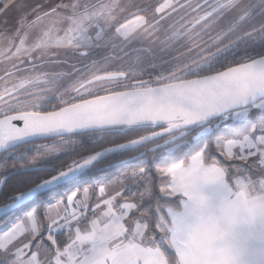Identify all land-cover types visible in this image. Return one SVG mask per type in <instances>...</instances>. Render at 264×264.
<instances>
[{
	"label": "snow or ice",
	"instance_id": "1",
	"mask_svg": "<svg viewBox=\"0 0 264 264\" xmlns=\"http://www.w3.org/2000/svg\"><path fill=\"white\" fill-rule=\"evenodd\" d=\"M232 6L233 0H0V31L15 13L13 31L29 57L17 83H8L11 72L0 77V155L49 138L66 139L82 154L14 194L8 190L26 182L15 170L0 174V199L7 201L0 219L8 221L0 228V264H264V225L239 213L241 206L254 213L255 201L264 199V112L229 115L240 116L247 105L225 106L226 81L217 79L229 71L223 58L214 53L144 80L135 64L112 67L108 58L75 68V75L37 71L42 63L32 57L61 41L86 57L109 29L127 41L167 25L184 39L218 24ZM59 31L64 35L53 40ZM39 32L44 39L30 44ZM248 68L264 77V56ZM248 93L264 98V87L252 84ZM177 127L179 136L155 131ZM108 137L117 143L89 152ZM42 147L58 151L55 143ZM127 152L136 154L124 162L136 167L93 182L96 162ZM61 190L68 194L57 198ZM225 205L236 210L234 218L220 221Z\"/></svg>",
	"mask_w": 264,
	"mask_h": 264
},
{
	"label": "rangeland",
	"instance_id": "2",
	"mask_svg": "<svg viewBox=\"0 0 264 264\" xmlns=\"http://www.w3.org/2000/svg\"><path fill=\"white\" fill-rule=\"evenodd\" d=\"M30 2L48 4L51 0H30ZM65 2H68V0H65ZM89 2H93V0H89ZM143 2L144 0H137V3ZM240 2L242 5H237V2L233 3H236L234 6L237 5L236 7L233 6L234 9L237 8V13H227L218 24L203 31L197 29L184 39H181L180 36L177 35V32L182 31L181 29L172 32L168 31V27L165 26L160 27L158 30L152 29L146 33L134 34L127 41L120 40L116 36L115 30L109 29L102 39L95 42L96 46L88 48L89 54L86 57L79 54L80 49L69 47L66 41H61L60 46H51L47 49L36 48L32 51V57L35 61L39 60L36 59L37 57L41 58L39 61L49 59L56 62L58 59H64L65 62L69 64L68 66L54 65L50 66L48 69L42 67L40 71L55 70V72H60L58 69H64L63 72L67 73H74L75 68L84 71L86 70V65H88L90 61L95 60L103 62L105 58H108L112 67L135 64L137 71L142 72L143 77L146 76L148 80H151L157 74L168 72L178 66L187 65L194 60L204 59L216 52H222V49L226 48L225 44H230L228 42H230L232 38H238L242 31V39H245V37L249 38L252 34L250 32L254 26L258 27L264 25V13L261 19H259L260 13H253L246 21H253V23L250 22L251 25L249 23L246 30H235L225 39L226 36L224 37V35L228 33L227 30L229 26L243 14L239 13L242 11L241 6L244 5L242 1ZM15 15L14 13L8 18V25L4 27L3 31H0V75L9 69L10 64H20L24 59L29 58L23 51V44L15 31H13L16 23L14 19ZM260 20L263 21L261 22ZM93 33H95L94 29ZM218 34H220L221 38H217ZM57 35L62 37L64 32L59 31L58 33H53L51 38L54 40ZM38 39H44L42 32L37 33L35 37L33 34V37L29 38V43L31 44L34 40ZM74 74L79 75V73ZM263 108L264 99L243 109L242 114L238 117L235 116V113H230L229 115H233L235 119H245L247 118L245 113L251 110L257 114ZM53 143L57 145L58 151H48L41 146L39 150L33 152V156H31V159L29 158V161L34 157L35 163L53 161L63 154L71 152L75 148V146L67 142V140L64 142L58 140ZM53 143H49L48 146H51ZM132 187L133 191H136V186L133 185ZM81 199H83L82 195Z\"/></svg>",
	"mask_w": 264,
	"mask_h": 264
},
{
	"label": "flooded vegetation",
	"instance_id": "3",
	"mask_svg": "<svg viewBox=\"0 0 264 264\" xmlns=\"http://www.w3.org/2000/svg\"><path fill=\"white\" fill-rule=\"evenodd\" d=\"M240 1H242L244 5L241 6L242 11L239 13H243V14L240 15L239 18H237L229 26V28L227 30L228 33L226 35H224V37L226 36L225 39L228 37V35L231 32H233L235 30H238V31L239 30H246V27L251 22V21H249V22H246V21L249 19V17L253 13H260L259 19L262 18V14L264 13V0H233V3L237 2V5L238 4L242 5V3ZM235 4H233V6ZM236 6H234V7H236ZM234 7L231 8V10L228 11L227 13H237V8L234 9ZM251 23H253V21ZM251 23H250V25H251ZM163 26L168 27L167 25H163ZM242 32L240 33L238 38H236V39L232 38L233 40L231 39L232 41L230 40V42H228L230 44H228V45L225 44L226 48H223L222 52H216V54H218L217 58L218 59L223 58L224 63L226 65L231 64V63H236V62L237 63H239V62L243 63L244 61L251 60L252 58H256V57L262 56L264 54V25H261L258 27L254 26L250 32L252 34L249 38L245 37V39H242L243 38ZM28 59L29 58L24 59V61L20 64H15V65L10 64L9 69H7L3 74H1L0 77L4 76L5 73L11 72V73H13V75L8 78V83H10V84L17 83L18 79L24 75L23 71H21V70L29 68V65H27ZM39 60L35 61V62L37 64L42 63V67L47 68V69L50 66H54V65H57V66H59V65L68 66L69 65L68 63L65 62L64 59H58L56 62L51 61L49 59L41 60V61H39ZM42 67L38 68L37 71H40V69ZM63 70L64 69H62V70L58 69V71H63ZM45 71H51V70H45ZM52 71H55V70H52ZM151 75H153V74H151ZM141 78L144 80H148L146 78V76H144V77L142 76ZM142 134L145 135L146 133H142ZM29 158L31 159V156H29ZM67 161L68 160L64 161L63 164H61L58 159H55L53 161H47V162H42V163L37 162L33 165V164L28 163L29 162V159H28L25 167H39V166L43 167L44 169H36V170L31 171V173H35V174H38L41 177H43V176H46L48 174L47 171H44V170L50 169V168L61 169V168L67 167V164H68ZM20 169L21 168L16 169V171L20 170Z\"/></svg>",
	"mask_w": 264,
	"mask_h": 264
},
{
	"label": "trees",
	"instance_id": "4",
	"mask_svg": "<svg viewBox=\"0 0 264 264\" xmlns=\"http://www.w3.org/2000/svg\"><path fill=\"white\" fill-rule=\"evenodd\" d=\"M240 63H242V62L231 63V64H228V66L231 67V66H234V65H237ZM261 112H264V108L261 109L255 115L257 117H259ZM247 118H245V119H247ZM41 143H43V142H40V144ZM115 143H117L116 139H114L112 137H108V138L104 139L96 147L90 148L89 152L99 151L101 148H105V147L113 145ZM37 144H39V143L24 145V146H21L15 150H13V151H10L8 153L1 155L0 156V164L4 165V169L0 170V174H6L7 172H10L13 170L16 171V169H19L21 167H25V165L27 164V160L29 159V156H33V152L39 150V147H41V145L37 146ZM48 144H49V142L46 143V145H48ZM74 149L71 152H69L67 154H63L62 156H60L58 158V160L60 161L61 164H63L64 161L68 160L67 161V163H68L67 166H68L70 163L77 161V160L82 158V154H77ZM135 154L136 153H134V152H127L124 155L107 156V157L99 160L96 163V167L101 168V169L96 173L95 177L93 178V182H96L98 180V181H101L103 183H108L109 181H113L117 177H120L124 172L130 171L132 168L136 167L137 165L135 162H124V161H129V157L133 156ZM214 155L216 156L217 159H220L223 161V157L219 156L218 153H215ZM225 163H228V162H225ZM41 178L42 177L40 175L35 174V173L19 172L17 179L23 180L26 183L22 187H20L19 189L13 188V189H10L8 191L10 193L14 194V192L16 190H26L23 187H32L33 182L38 183ZM67 194H68L67 192L61 190L59 192L57 198H59V196L61 198H63V196H65ZM5 203H7V201L5 199H0V205H3ZM7 223H8L7 220L0 219V228L5 227Z\"/></svg>",
	"mask_w": 264,
	"mask_h": 264
},
{
	"label": "water",
	"instance_id": "5",
	"mask_svg": "<svg viewBox=\"0 0 264 264\" xmlns=\"http://www.w3.org/2000/svg\"><path fill=\"white\" fill-rule=\"evenodd\" d=\"M264 56V55H262ZM251 60L245 61L243 63L234 65L229 67V71L226 73H222L220 77H217V79H223L226 81V87L222 90V95L225 97V106L226 107H233L234 105H244L246 104L247 107L252 106L254 103L263 100L264 98H261L259 95H252L248 93V89L252 84H255L257 87H264V77H258L254 73H252L248 65ZM241 97H244V99H241ZM243 108V109H246ZM230 114V113H229ZM25 115H28L25 113ZM22 126V125H21ZM156 132H159L164 135H176L179 136L181 135L183 129L182 127H177L175 129L171 130V133H169L168 129H157L155 130ZM151 133L147 132L145 135H150ZM58 141V140H57ZM40 142H43L40 144ZM47 142L53 143L55 142L53 139H40L36 140L34 142H29L27 144L20 145H28V144H33V143H39L37 146H42L46 144ZM163 142V141H161ZM18 147V148H19ZM108 147V146H107ZM105 147V148H107ZM17 148L10 149L9 151L4 152L8 153L10 151H13ZM101 150V149H100ZM99 150V151H100ZM1 156V155H0ZM97 163V162H96ZM71 164V163H70ZM35 169H43V167H34ZM20 172V170H17ZM59 187V186H58Z\"/></svg>",
	"mask_w": 264,
	"mask_h": 264
},
{
	"label": "clouds",
	"instance_id": "6",
	"mask_svg": "<svg viewBox=\"0 0 264 264\" xmlns=\"http://www.w3.org/2000/svg\"><path fill=\"white\" fill-rule=\"evenodd\" d=\"M255 203L258 205V207L256 208L254 213H249L248 210L243 206L239 208V213L257 225H264V199L257 200L255 201ZM235 211L236 210L231 206L225 205L219 210L218 219L220 221L231 220L232 218H234L233 213Z\"/></svg>",
	"mask_w": 264,
	"mask_h": 264
},
{
	"label": "crops",
	"instance_id": "7",
	"mask_svg": "<svg viewBox=\"0 0 264 264\" xmlns=\"http://www.w3.org/2000/svg\"><path fill=\"white\" fill-rule=\"evenodd\" d=\"M91 195V194H90Z\"/></svg>",
	"mask_w": 264,
	"mask_h": 264
}]
</instances>
